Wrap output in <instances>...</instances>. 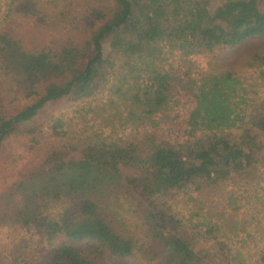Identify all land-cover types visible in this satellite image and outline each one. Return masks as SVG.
<instances>
[{"label":"trees","instance_id":"1","mask_svg":"<svg viewBox=\"0 0 264 264\" xmlns=\"http://www.w3.org/2000/svg\"><path fill=\"white\" fill-rule=\"evenodd\" d=\"M21 1L7 5L74 37L23 46L22 36L0 20L1 68L21 86L22 97L35 96L43 83H57L9 117L0 103V146L49 103L72 98L89 104L78 118L86 124L78 136L49 149L0 195V225L63 240L33 264H103L102 255L115 264L133 256L149 264H206L192 234L200 238L216 226L209 212L194 211L192 195L204 185L217 189L256 163L251 150L257 149L255 132L264 137V103L249 110L256 92L233 72L193 78L189 68L164 65L161 49L170 46L184 58L264 41L263 0ZM255 61L264 66V56L255 55ZM98 94L104 98L95 100ZM179 111L183 120L175 124ZM158 125L169 127L165 132L172 127V133L183 128L187 139L181 144L169 134L159 137ZM232 129L242 136L229 145L224 133ZM199 132L212 133L216 141L192 150ZM195 181L204 185L191 187ZM178 203L190 208L180 212ZM244 218L243 224L252 216ZM214 241L225 249L221 260L231 261L226 243ZM256 255L254 264H264V247Z\"/></svg>","mask_w":264,"mask_h":264},{"label":"rangeland","instance_id":"2","mask_svg":"<svg viewBox=\"0 0 264 264\" xmlns=\"http://www.w3.org/2000/svg\"><path fill=\"white\" fill-rule=\"evenodd\" d=\"M11 2L12 0H0V20L10 23L17 34L22 36L23 46L46 45L51 39L62 37L64 34L74 37L73 32L69 29L58 30L51 23H41L35 17L14 13L15 11H12L11 7L18 3L23 4V1L13 0V6L9 7L7 4ZM260 8L264 10V0L260 2ZM214 9L212 7L209 10L211 16ZM161 50L166 53L163 57L164 65H172L175 68L181 66L184 67V70L189 68L193 78L225 70L233 72L240 78L247 90L256 92L255 95H250L255 99V102L252 103L249 110H252L254 105H258L261 101L264 103V78H261V71L264 74V66L259 67L261 61L254 62L255 55L258 54L259 58L264 56V41L255 40L233 51L216 49L211 54L200 53L184 58L180 52L170 46H164ZM184 61L186 65L181 64ZM1 64L0 61V103L6 111L5 117L33 106L48 89L55 88V84H57L55 80H52L54 83L52 81L43 83L37 88L35 96L25 99L22 97L21 86L13 79L14 77L1 68ZM113 79L111 78L110 82ZM101 97L98 94L95 100H100ZM88 101L89 99L75 101L72 98H62L49 103L34 118L21 125L19 132L4 139L0 146V195L8 192L9 188H12L28 170L33 168L49 149L55 146L63 147L64 143L71 142L78 136L80 130L86 126L84 122L78 121V118L84 117ZM182 115L184 113L179 111V119L175 124L182 122ZM167 128L169 127L158 125L157 135L160 137L169 134L170 138L177 140L178 143L181 142V144L187 139L183 136V128L174 133L171 132L172 127L170 132H165ZM125 130L126 132L130 131V129ZM103 132L108 133V130L104 129ZM255 133L254 144L257 149L251 150V152L252 158L257 161L251 168L241 169V165L236 166L240 168V171H235L228 181L224 180L218 183L217 189H211L203 182L198 183L197 181L193 182L195 185L191 186L204 185L200 193L192 195L197 203L194 211L198 212V207L203 213L209 212L212 216L209 219L217 230L216 233V230L204 232L205 235L200 238L192 234L197 238L194 243L196 250L199 253L200 250L205 253L203 256L206 264H238L234 262L235 259H239L242 264H254L258 258L257 252L264 247V137ZM61 134L64 135L60 136ZM224 134L229 136L226 139L228 144L233 145L239 143L242 130L232 129ZM216 135L223 136V133ZM214 137L212 133L199 132L191 140V147L196 144L201 147L212 145L216 141L213 139ZM191 149L195 150V147ZM188 154L187 152L185 156L188 157ZM177 206L178 209H181L180 212H186L190 208L184 207L181 203H178ZM250 216L252 218L243 224L246 219L244 217ZM125 219L127 223L133 221L128 215L125 216ZM132 229H129L130 234H136L137 230ZM33 230L0 225V264H33L47 249L57 247L63 242L62 239L53 240ZM214 238L221 243L225 242L231 250L233 259L228 263H226L227 260H221V254L225 249L216 245ZM74 245L81 251L86 249L85 243H74ZM236 253H240L241 257L236 258ZM99 259L103 264L116 263L113 259L111 262L106 255L100 256ZM119 264L149 263L141 257L133 256L122 260Z\"/></svg>","mask_w":264,"mask_h":264}]
</instances>
